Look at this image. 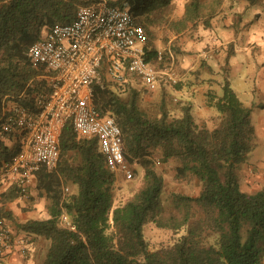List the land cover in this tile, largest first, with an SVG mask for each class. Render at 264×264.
I'll list each match as a JSON object with an SVG mask.
<instances>
[{"label": "trees", "instance_id": "trees-1", "mask_svg": "<svg viewBox=\"0 0 264 264\" xmlns=\"http://www.w3.org/2000/svg\"><path fill=\"white\" fill-rule=\"evenodd\" d=\"M90 1L0 0V164L20 148L18 140L12 141L13 131H2L5 118L18 108L37 111V97L50 92L46 70L27 55L29 45L52 25L69 22L78 6ZM171 1L115 2L144 28V59L152 64L171 60L168 52L153 48L151 29ZM202 7V0H188L183 17L168 26L184 28L202 16ZM108 80L116 82L102 66L92 85V103L120 128L123 158L132 166L129 194L114 203L116 172L105 166L97 139L76 137L68 121L55 167L36 171L35 187L48 200V217L16 223L18 230L49 240L41 264H264V188L252 195L241 192L237 174L254 148L255 129L251 109L228 81L214 102L219 119L209 127L194 120L188 104L172 113L163 92L154 107L142 109L135 87L116 91ZM157 152L162 162L176 161L175 179L198 183L197 194L172 191L163 201ZM17 195L21 191L13 184L0 202ZM0 219H12L4 205ZM147 222L169 229L171 243L151 249L143 233Z\"/></svg>", "mask_w": 264, "mask_h": 264}, {"label": "built area", "instance_id": "built-area-1", "mask_svg": "<svg viewBox=\"0 0 264 264\" xmlns=\"http://www.w3.org/2000/svg\"><path fill=\"white\" fill-rule=\"evenodd\" d=\"M145 41L144 28L135 23L130 10L110 0H91L78 6L69 22L52 25L42 38L34 40L27 55L46 70L50 92L37 97V111L18 108L5 118L2 131L20 129L23 136L19 150L0 164V179L17 184L26 195L39 168L55 167L60 133L68 121L76 137L97 139L107 168L131 178L132 170L123 158L120 128L109 112L101 113L92 103V85L102 66L117 83L126 82L132 74L147 90L177 83L172 62L157 66L144 59ZM31 246L26 233L13 235L0 219V254L13 248L26 254Z\"/></svg>", "mask_w": 264, "mask_h": 264}, {"label": "crops", "instance_id": "crops-1", "mask_svg": "<svg viewBox=\"0 0 264 264\" xmlns=\"http://www.w3.org/2000/svg\"><path fill=\"white\" fill-rule=\"evenodd\" d=\"M188 0H172L176 13L169 21L183 17ZM202 16L188 21L184 28L170 27L168 37H158L153 48L168 52L178 74L174 85H162L166 95L171 93L178 105L188 104L196 122L214 126L219 113L214 106L221 95L222 85L228 81L243 105L251 109V121L255 129V145L250 151L259 149L253 166L255 177L264 179V0H202ZM163 26V25H162ZM160 28L159 26H156ZM157 34V32H156ZM132 75V74H128ZM135 78L136 76L133 75ZM138 78V77H137ZM141 82V80H140ZM143 85V83L141 82ZM144 86V85H143ZM160 87L157 92L162 94ZM175 94V95H174ZM165 95V96H166ZM9 107L12 104L9 103ZM22 131H13L12 141L21 142ZM6 144L11 141L7 137ZM249 157V155H248ZM36 173L33 174L26 195H17L0 202L11 213L12 219H3L13 235L24 234L16 223L29 219L48 217V200L38 195L35 187ZM15 183L0 179V197ZM17 185V184H15ZM32 246L26 254L17 248L0 254V264H34L37 260L39 236L26 233Z\"/></svg>", "mask_w": 264, "mask_h": 264}, {"label": "rangeland", "instance_id": "rangeland-1", "mask_svg": "<svg viewBox=\"0 0 264 264\" xmlns=\"http://www.w3.org/2000/svg\"><path fill=\"white\" fill-rule=\"evenodd\" d=\"M110 1L115 4L117 0H110ZM180 4L181 3L170 2L167 7L161 9L162 12L160 13L162 17L160 22L159 23L156 22L151 26V29H153L155 34V36H153V42L156 41L158 37H160L161 39L168 37L167 34L170 33L169 30L170 27L168 26V22H170L169 18L171 17L172 14L176 13V8ZM150 16H152V14ZM156 26H159L160 28H157ZM154 64L159 66L157 62ZM141 82L139 78L137 77L135 78L133 75H127L126 82L117 83L108 80L107 86L116 91H122L123 89L126 90L130 87H135L139 92V107L142 109L152 108L154 107V105L157 104L162 94L158 93L156 91L157 89L147 90L141 84ZM160 89L166 95V91H164L165 89H163V87H160ZM120 93L124 94V92H120ZM172 97L173 95L171 93L165 96L166 106L172 111V113H175V110L178 111V109L176 108L178 102L173 100ZM258 150L259 149L253 151L252 153H249V157L243 163H241L239 165V168L237 169L239 189L241 192L250 195L264 188V179L254 180V181L250 179L252 176L255 177L254 175L256 169L253 166V163L255 161L257 152H259ZM159 156L160 154L159 152H157L155 167L157 171L162 173V175L164 176V189L162 193L163 201L165 202L169 201L170 192L172 191L188 193L191 195L198 193V189H199L198 183L194 179L177 180L173 177L174 166L176 164L175 160L162 162ZM129 167L132 170V166L129 165ZM115 172L117 174V180L114 186V203L117 204L122 202L128 196L129 194L128 184L133 181H130L129 179L125 178L124 174L121 171H115ZM138 181L139 179H135L134 183L137 184ZM143 233L151 249H157L161 246H165L171 243L172 241L171 240L172 234L169 229L157 227L152 222H147L143 225ZM39 238H40V245L37 248V260L35 261L34 264H41L43 262L49 245L48 239L42 236H39Z\"/></svg>", "mask_w": 264, "mask_h": 264}]
</instances>
